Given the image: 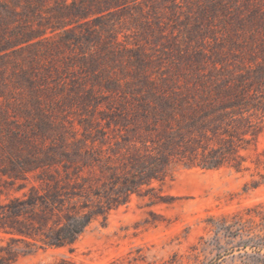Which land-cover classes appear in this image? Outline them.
Masks as SVG:
<instances>
[{"label": "rangeland", "instance_id": "rangeland-1", "mask_svg": "<svg viewBox=\"0 0 264 264\" xmlns=\"http://www.w3.org/2000/svg\"><path fill=\"white\" fill-rule=\"evenodd\" d=\"M125 185L71 246L0 232L12 264H264V0H0V206Z\"/></svg>", "mask_w": 264, "mask_h": 264}, {"label": "trees", "instance_id": "trees-1", "mask_svg": "<svg viewBox=\"0 0 264 264\" xmlns=\"http://www.w3.org/2000/svg\"><path fill=\"white\" fill-rule=\"evenodd\" d=\"M223 155L224 150L212 149L209 151V155L203 156L204 158L200 162H193L191 160L192 165L201 166L202 168L207 169L220 168L225 163ZM123 190V196L121 199L109 197L106 206L103 205L98 209H89L87 213L81 216L79 222L74 221L71 224L65 222L57 224V222L53 220L51 225L50 216L52 215L53 210L51 207L49 208L47 205L48 202L46 201L47 212L42 214H35L32 212L31 216H29H35V218L39 219L40 225L38 227L29 226L26 220L19 219L21 216H25L29 213L28 207L34 205L32 199H13L10 203L0 206V232L10 235L11 241H15V238H13L14 235H19L20 238L18 240L30 245L33 243L28 241V238L36 239V236L39 233V239L42 242L41 247L62 248L71 246L96 217L100 215L105 216L113 208L125 204L130 195L135 191L134 188H131V186L128 185L123 186ZM19 256L20 253L14 249L11 243L3 245L0 240V264H12Z\"/></svg>", "mask_w": 264, "mask_h": 264}]
</instances>
